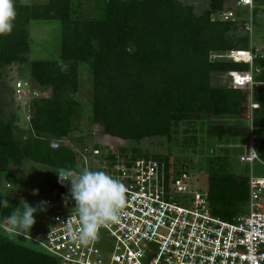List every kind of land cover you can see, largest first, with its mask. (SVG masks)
I'll return each instance as SVG.
<instances>
[{
  "label": "trees",
  "instance_id": "1",
  "mask_svg": "<svg viewBox=\"0 0 264 264\" xmlns=\"http://www.w3.org/2000/svg\"><path fill=\"white\" fill-rule=\"evenodd\" d=\"M21 1L17 0L12 34L0 36V79L6 67L28 63L32 79L39 86L51 87V93L32 100V130L27 137L17 136V119H7L0 112V195L9 201L8 208L0 209V264H58L43 250L10 239L6 220L25 195L26 180L14 168L29 159L56 168L76 167V146L58 142L72 135L74 119L82 115L78 99L82 64L90 67L93 76V120L110 138L136 143L155 137L178 139L183 151L197 152L199 136L205 132L223 142H240L246 137V146L230 145L224 155L202 158L207 185L199 190L208 193L214 215L233 221L245 213L250 166L243 163L244 167L236 170L233 157L243 148L245 153L248 150L250 128L240 117L249 112L253 99L259 104L253 124L259 136L258 153L264 161V57L255 59L259 72L253 71L256 82L250 88L214 85L217 74H229L232 83L234 72L251 70L249 63L225 57L231 50H253L250 33L237 40L236 18L225 20L222 15L235 11V17L238 7L245 10L240 8V0H209L201 15L180 0H105L96 16L90 17H82L84 10L74 7L73 0L32 5ZM48 21L61 23L56 56L30 61L33 40L29 27ZM214 116L230 120L214 123ZM105 143L86 145L98 148ZM116 148L123 153L131 151L134 158L158 161L165 167L167 180L171 175H188L187 171L179 172L171 154H148L138 146ZM244 152L237 161L241 162ZM255 171L264 175L259 163ZM185 181L192 182L190 176ZM8 183L10 187H6Z\"/></svg>",
  "mask_w": 264,
  "mask_h": 264
},
{
  "label": "built area",
  "instance_id": "2",
  "mask_svg": "<svg viewBox=\"0 0 264 264\" xmlns=\"http://www.w3.org/2000/svg\"><path fill=\"white\" fill-rule=\"evenodd\" d=\"M223 15L228 19L233 13ZM227 56L249 63L251 79L253 71L259 72L252 49L231 50ZM236 74L240 73L232 74L235 86H242ZM24 87L29 83H18L19 89ZM258 107L252 104V108ZM248 127V150L240 161L250 166L249 210L233 221L214 215L208 193L191 191L186 174L182 178L171 175L167 180L165 167L152 158H134L131 151L120 152L113 143L98 148L85 144L83 150L75 148V169L104 170L124 183L128 189L126 214L119 223L102 228L98 241L87 246L74 241L71 232L76 230V222L69 218L75 202H66L68 188L57 179L52 195L45 200L41 232L26 238L58 264H264V175L255 171V164L264 167V161L258 153L253 118Z\"/></svg>",
  "mask_w": 264,
  "mask_h": 264
},
{
  "label": "rangeland",
  "instance_id": "3",
  "mask_svg": "<svg viewBox=\"0 0 264 264\" xmlns=\"http://www.w3.org/2000/svg\"><path fill=\"white\" fill-rule=\"evenodd\" d=\"M49 0H22L21 2L24 4H44ZM184 4L192 6L194 11L201 15L209 6V0H180ZM105 3V0H73L74 7L81 6L80 10L84 13L82 17H90L96 16L98 13V8H100ZM245 8V10L237 8L236 18V28L234 34L237 40H242L245 38L247 33H250L249 42L250 47L253 48L256 57H264V2H260L257 0H253V9L249 7H240ZM235 12V11H234ZM243 20H249L250 23L244 24ZM253 21V27L252 22ZM246 26H249L250 31L246 30ZM59 29H61L60 22H46V23H38L35 22L31 24L29 27V32L31 34L32 48L28 54L29 60H40V59H52L56 56V51L58 50L57 44L59 41L57 36L59 37ZM249 47V48H250ZM230 53V51L228 52ZM225 57L231 60L227 54ZM54 55V56H53ZM256 59V58H255ZM255 63V62H254ZM64 65V64H63ZM255 66V65H254ZM64 68H67L68 65H64ZM250 71V70H249ZM236 74L237 80L240 82L239 84L242 86H235V81L232 75V83L229 80V74L220 73L214 76V85L218 86H229L235 88H250L252 84H255L256 77L254 76L252 79L248 76L249 74H243L241 72ZM79 76L81 79V87L78 94V99L80 103V110L82 115L77 118L75 117L72 130L74 131L72 135L66 140H60L58 144L64 145L66 147L75 145L78 149L83 150L85 144H92L100 141L102 143H115L116 146H126L128 148L131 147H140L143 152H147L148 154H171V158L173 162H177L175 167L181 171H187L188 175L192 182H190L191 191H199L200 189H205L207 185V174L206 170H203V166L201 165L202 158L209 155H224L226 151V147L230 145L246 146L247 138L241 139L238 142L236 139L234 141H230L226 139L224 142L220 139H214L209 137L207 132L200 134L199 139V147L198 153L194 151H183V147L181 142L178 139L169 140L168 138H146L139 143L121 140L119 138H113L102 134L101 128L98 124H96L93 120V80H92V72L89 66L81 65L79 67ZM244 80V82L242 81ZM26 83L30 82L29 89H19L18 83ZM23 97L20 98V95L23 91ZM51 93V87H42L39 86L31 77L29 64L28 63H16L10 67H6L3 71V77L0 79V112L5 115L7 119H17L18 130L17 136L23 137L28 136L31 133V117H32V100L34 98H41L44 96H49ZM255 103L253 99H250V110L247 114L242 115L240 117L241 122L248 126L250 124L251 119L254 117V110L252 108V104ZM232 118V117H231ZM214 123L226 124L229 120H226L223 117H213ZM232 121L235 120L232 118ZM207 124H205V128ZM90 142V143H89ZM248 142V141H247ZM237 146V147H238ZM245 149L238 151L237 156L233 157L235 161L234 168L240 170L244 167V164L237 161L239 158L238 155L243 153ZM195 153V154H194ZM237 153V152H236ZM245 153V152H244ZM196 159L193 162V159ZM204 163V162H203ZM31 165H37L42 167L33 168L31 170ZM14 168V167H13ZM51 168V169H49ZM205 168V167H204ZM17 173H20L21 177L26 180L24 182V191L25 195L23 199H26L30 204L36 206L41 201H45L50 195H52L55 184L58 179V174L56 171L52 169H58L52 166H45L33 160H26L22 167L14 168ZM29 171V172H26ZM245 171V170H244ZM9 186V183L6 187ZM39 189V194H34V190ZM248 205L245 206V212H248ZM43 213L44 211H40L36 214L37 223L33 226L31 233L27 236L37 237L41 232L44 222H43ZM8 225V224H7ZM16 236L14 239L21 244L26 245L35 250L42 251V248L36 242L23 238L25 235ZM101 247V244H99ZM108 245V243H106ZM111 245V244H110Z\"/></svg>",
  "mask_w": 264,
  "mask_h": 264
},
{
  "label": "clouds",
  "instance_id": "4",
  "mask_svg": "<svg viewBox=\"0 0 264 264\" xmlns=\"http://www.w3.org/2000/svg\"><path fill=\"white\" fill-rule=\"evenodd\" d=\"M240 5L253 9V0H240ZM227 12L233 13L228 19L234 18L233 11L224 13ZM17 15V0H0V36L12 34ZM33 168L48 170L31 165V170ZM52 170L57 172L58 182L68 188L66 202H75L69 218L76 222V230L71 232L74 241L85 246L98 241L102 228L119 223L126 214L128 189L124 183L106 171L88 167L83 169L61 167ZM34 194L38 195L39 189H35ZM47 204V201H41L33 206L26 199H21L7 217L6 235L14 239L16 236L30 234L37 223L36 214L46 211ZM8 205V199L0 195V209H6Z\"/></svg>",
  "mask_w": 264,
  "mask_h": 264
}]
</instances>
